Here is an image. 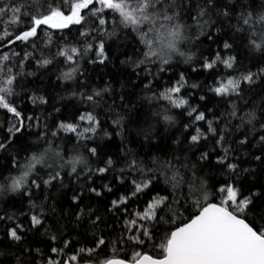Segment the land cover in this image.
<instances>
[{"label": "snow or ice", "instance_id": "1", "mask_svg": "<svg viewBox=\"0 0 264 264\" xmlns=\"http://www.w3.org/2000/svg\"><path fill=\"white\" fill-rule=\"evenodd\" d=\"M13 26L22 30L17 32ZM71 26H79V39L54 45L49 30ZM121 36L140 46L133 56L124 51L113 57L111 45L106 51V39L115 42ZM202 37L216 49L207 55L200 52L197 57ZM0 42V110L14 121L0 139V152L9 151L18 140L22 142L19 134L33 127L41 129L31 144H21L19 151L26 154L18 152L11 158V170L7 174L0 171V199L19 196L22 201L27 197L35 209L40 196L48 199V190L57 184L66 187V177L84 180L89 185L87 191L96 197L104 192L91 186L94 177L130 186L128 194L112 199L107 206L111 214L108 220L90 206L86 210L83 190L72 195L76 227L85 232L89 227L95 229V240L90 247L77 248L72 239H64L62 246H49L55 258L44 257L43 264H264V227L248 220L249 214H264V194L258 188L248 195L243 193L241 174L251 176L255 168H241L246 161L234 162L228 146L232 132L246 128L239 143L250 144L247 133H253L262 146L254 159L264 167V101L258 116L257 106L249 107L246 98L247 92L255 93V86L264 81V67L252 70L264 61V0H0ZM18 42L28 50L13 51ZM93 52L94 58H89ZM121 56L126 59L121 60ZM249 57L255 64L245 69L243 61ZM113 59L132 65V72L126 75L131 80L134 74L139 80V84L132 81L134 87L143 85L139 106L133 102L134 91L118 94L110 85L89 90L85 84L87 70L82 68V61L105 65L112 64ZM193 60L211 73L212 82L204 87L219 98L223 111L213 113L207 105V111H201L200 104H191L188 97L195 93L183 95V90L202 86L189 84L183 71L167 86L160 83L161 74ZM31 63L41 69L63 66L56 79L69 86L68 99L86 105L84 111L76 109L77 122L61 121L50 130L40 117H25L18 109L13 97L21 79L36 74L25 71ZM29 99L33 104L49 102L42 96ZM206 99V95L199 96V101ZM174 110H184L191 118L190 123L183 124L184 133L190 132L183 139H173L175 131L167 137L162 135L177 125ZM208 113H213L211 118ZM200 122L207 125L206 131ZM133 126L137 128L135 136H131ZM62 133L75 137L71 153L57 143ZM114 136L120 138V145L115 144ZM209 136L214 138L213 152L219 148L222 153L215 156V165L233 181L215 190L222 194L219 203L213 202L214 193L200 175L204 167L212 166L204 163L211 161L210 153L200 152L199 167L188 155H195L193 148L203 147L201 142L208 141ZM100 138L110 143L101 147L95 143ZM113 146L119 151L110 155L105 149ZM102 187L113 192L110 184ZM142 196L148 197L144 206L133 208L130 201ZM16 202L8 200L10 204ZM45 219L42 212H36L29 215L27 230L23 223L8 227L3 235L10 243L0 241V264H41L40 248L26 247L23 241L32 230L47 233ZM5 220L15 218L0 213V221ZM121 221V235L106 240L104 230ZM51 240L55 242L57 237L52 235ZM126 242L136 246L130 260L119 258L122 249L117 245ZM149 246L160 254L140 250ZM106 250L112 255L101 258Z\"/></svg>", "mask_w": 264, "mask_h": 264}, {"label": "trees", "instance_id": "2", "mask_svg": "<svg viewBox=\"0 0 264 264\" xmlns=\"http://www.w3.org/2000/svg\"><path fill=\"white\" fill-rule=\"evenodd\" d=\"M15 31L22 30L18 26H13ZM78 29L79 26H71L70 29L65 30H49L53 37L54 45L63 44L65 42L75 43L78 37ZM62 38H66L62 39ZM203 43L200 46V49L197 51V57H199V53L203 52L205 55L209 53V51H215L216 45L212 44L210 41L205 38H201ZM2 43V42H0ZM112 46V55H118L121 52L127 51L128 56H133L137 47H140L134 41L125 39L121 36L119 39L108 40L106 39V51L108 46ZM131 45V46H129ZM7 51V49H3ZM13 51H22L28 50L26 45L20 44L19 42L13 46ZM89 58H94V52L89 54ZM135 58V57H133ZM87 59V58H86ZM126 57L121 56V60H125ZM255 64V61L249 57L243 61V67L245 69L251 68ZM63 66H49L48 69L37 68L34 63H31L30 66H26L25 71H31L36 73L34 76H25L20 81V87L18 89L17 96L13 97L16 102L18 109L22 112V114L27 117L29 115L33 117H40V120L43 124H47L50 130H54L56 124L61 121L64 122H77L76 117L79 113L76 109H80V111L86 110V105L81 104L77 100L68 99V91L69 86L65 83H62L56 79V76L59 75V72ZM196 67L197 71H192V68ZM259 67H264V61H261L253 71H256ZM82 68L86 69L84 82L89 86V90L93 87L101 88L106 85H110L114 92L120 94L125 92L134 91L136 95L133 97V102L139 106L141 102V97L143 95V85H139V87H134L132 81H136V84H139V80L132 75L131 80L126 75V73L132 72L131 64H122L119 61L113 59L112 64L105 65L100 64H88L85 61H82ZM183 71L185 73V77L188 80L189 84L197 83L202 87L198 89L186 88L183 90L182 94L187 95L189 92H194L195 95L188 97L191 104H200L201 111H207V108H212L213 113L223 111V105L219 101V98L215 97L213 94L208 93L206 91L205 85L212 82V75L208 71H204L199 68L198 60H193L189 64L181 63L178 68L173 69V72L167 74H161L163 76V80L160 83L167 86L168 83L174 82L179 78L180 72ZM223 71V69H220ZM169 77H171V81H169ZM247 88V86H244ZM75 85H73V89ZM159 89H157L158 91ZM200 95H206L207 99L205 101H199ZM44 97L49 102L47 104H33L29 97ZM246 98L250 101L249 107L256 105L257 115H260L259 105L264 101V81L258 82V85L255 86V93L247 92ZM67 105V107H65ZM207 105V108L205 107ZM56 108H59L60 111H55ZM176 112L177 117V125L175 128H171L168 131L162 132V135L165 137L172 134L175 131V136L183 139L184 135H188L189 133H184L183 124L190 123L191 118L187 117L184 110H174ZM213 113H208L209 117L213 115ZM106 119V118H104ZM55 121V123H53ZM12 121L11 117L6 114L3 110H0V139L4 138L7 135L6 128L10 127ZM233 123H237L233 121ZM199 126L203 128V130H207V125L200 122ZM176 128L179 131H176ZM41 129L31 128L26 132L19 134L23 137L22 142L16 141L14 142L12 148L7 152H0V171L7 174L8 171L11 170V158L19 155L23 156L26 153L23 151H19L21 149V144L28 145L31 144L35 139V133L39 132ZM111 130V129H109ZM137 131L136 126H133L131 136H135ZM246 128H242L239 131H233L231 136L228 139V146H230V157L233 158L234 162L241 163V161H246V163H241V168H255V172L251 176H247L246 174H241V180L239 182V186L241 187L243 193L248 195L254 188L260 189L261 193L264 194V167L260 165L259 162L255 161L254 156L261 154L259 151L261 149V144L258 143L253 136V133L248 132L250 144L241 145L239 143L240 139H242V133L246 132ZM61 139L57 141L62 146L66 147L67 151L71 153L76 146L75 137L71 134H61ZM131 138V137H130ZM115 140V144L120 145V138L113 137ZM157 142H159V138H157ZM95 143L100 144L101 147L104 144L110 143L107 138H100L95 141ZM166 143L171 145V140H167ZM204 146H195L193 150L195 151V155L189 153L191 160L197 162L199 167V162L197 161V157L201 151H208L210 153L211 161H205V164L211 163V167H204L201 171L200 175L207 179L209 190L214 193L213 202L219 203L220 196L222 194L217 193L215 190L221 186V184L227 182H233L231 175L224 170L220 169L219 165H215V156L217 154H222L219 148H216V151L213 152V148L216 147L214 143V138L209 136L208 141L201 142ZM113 146L105 149L108 154L117 153L119 151V147ZM173 147H175L173 145ZM138 148V146H137ZM80 151H84L82 148ZM238 157L239 159H235ZM96 159V158H93ZM106 159V157H105ZM94 183L91 184L93 187L99 188L104 195L101 197H96L93 193L87 191L88 184L85 183L84 180L74 181L72 178L66 177L62 186L57 184V186L53 189L48 190L45 195L48 196V199L45 200L44 196H40L38 200H36L37 207L35 209H31V206L28 203V198H22L19 196H8L3 199H0V213H5L8 216H12L15 218L14 221H0V241H3L6 245L10 243L9 241L4 240V232L8 227L14 226V223H23L25 229L27 230L30 225L29 215L34 214L36 212H42L45 219V226L49 229L47 233H44L43 229H41L40 233H37L35 230L27 232V235L24 237V245L26 247H39L42 253V257H38L41 259V264H43V258L47 256H53L51 253L50 247H58L62 246V240L64 239H72L73 244L78 248L80 246L90 247L92 246L95 236L93 232L95 229L89 227L88 231L85 232L84 228L76 227L74 222V212L73 206L71 205V197L76 192L81 190L84 191V196L81 198L82 203L87 207H92L97 210V213L100 214L108 220L111 217V214L107 212V206H110V202L112 199L118 198L120 195H126L130 192V186L120 185V184H112L111 179H103L94 177ZM110 184L113 186V192L108 193L102 187L103 184ZM66 194V195H65ZM14 199L17 201L16 203H8V200ZM147 196H142L138 200L130 201V205L133 208H142L144 206V201L147 200ZM67 201V202H66ZM55 209V211H53ZM78 211V209H77ZM190 211L195 212V209H190ZM187 215V213H185ZM123 216V214H121ZM69 218H72L71 221ZM248 220L255 221L256 227H264V214L256 213L255 215L249 214ZM122 221L119 223H113L111 227L104 230V235L106 240H113L117 236L121 235ZM71 233V236L68 234ZM99 234V233H97ZM55 235L57 237V241H52L51 236ZM118 249H122L119 251V258L130 260L132 252L136 249L135 245L128 244L127 242L124 245H117ZM141 251H148L149 254L158 256L160 253L158 251L153 252L151 247L142 248ZM69 252V250H66ZM105 255H112V253L108 250L101 253V258H104ZM55 258V256H53ZM64 258V257H61Z\"/></svg>", "mask_w": 264, "mask_h": 264}]
</instances>
